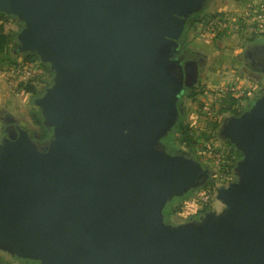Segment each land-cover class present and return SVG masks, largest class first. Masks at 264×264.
Masks as SVG:
<instances>
[{
  "label": "water",
  "instance_id": "1",
  "mask_svg": "<svg viewBox=\"0 0 264 264\" xmlns=\"http://www.w3.org/2000/svg\"><path fill=\"white\" fill-rule=\"evenodd\" d=\"M209 0H0L22 23L19 54L52 73L32 100L41 146L11 117L0 140V251L38 264H264V95L224 119L241 155L216 188L220 212L172 225L163 210L213 171L167 153L204 62L176 58ZM264 74V43L243 55Z\"/></svg>",
  "mask_w": 264,
  "mask_h": 264
},
{
  "label": "rangeland",
  "instance_id": "2",
  "mask_svg": "<svg viewBox=\"0 0 264 264\" xmlns=\"http://www.w3.org/2000/svg\"><path fill=\"white\" fill-rule=\"evenodd\" d=\"M240 7L239 0H209L188 35L189 51L192 55L203 58L205 63L198 72L196 86L194 85L190 93L192 96H184L181 99L186 111L184 122L189 127L193 138L194 154H203L207 151L206 156L209 155V157L205 160L211 168L216 170V174L213 173L212 176L213 188L207 186L198 189L184 201L182 212L175 214L172 218L174 225L185 223L201 213L203 209L221 211L222 206L216 200L215 190L226 186L233 179L235 162L232 163L230 173L225 175L221 173L224 169H228L231 160L230 146L218 137V130L224 119L233 116V112H236L232 107L234 99L239 101L247 97L253 102L255 98L264 95V74L253 70L243 58L244 53L260 43L264 36L254 34L250 26L239 23ZM211 17L228 23L227 28L204 33L203 27ZM0 26L4 33L19 32L16 19H2ZM27 65L34 69L33 76L27 81L18 82L8 74L0 72V115L1 113L10 114L22 127L31 133L38 134L40 127L35 124L33 118L37 110L32 104L33 96L23 91H16V87L19 83H27L35 77L37 80L33 84L39 91L46 84L51 83V79L47 77L44 85L42 75L37 74L38 69L33 65ZM234 86L238 87L236 95L226 92L228 88H234ZM242 91L244 95H240ZM230 106L232 109L229 110ZM1 125L0 120V129ZM182 139V136L178 138L182 143L181 151L185 152ZM0 264L28 263L0 251Z\"/></svg>",
  "mask_w": 264,
  "mask_h": 264
},
{
  "label": "trees",
  "instance_id": "3",
  "mask_svg": "<svg viewBox=\"0 0 264 264\" xmlns=\"http://www.w3.org/2000/svg\"><path fill=\"white\" fill-rule=\"evenodd\" d=\"M201 13L202 12L191 16L186 21V27L187 28L182 33L181 39H182V42H184V47L188 52H189L188 35H189L190 31L193 29V26L197 22V18H199ZM6 18L15 19L13 16H6L5 14L0 13V21L2 19H6ZM213 18L214 17H211L210 20H212ZM18 25H19V30H20L22 28V23L18 22ZM17 33L18 32L4 33L1 29V26H0V72H4V69L8 70L9 68H14V67H17L19 65H25V64L26 65L29 64L30 66L33 65L34 67H36L38 69L37 74L42 75V76L41 75L40 76L44 79V85H45V83L47 82L46 78L47 77H50V79L52 78V73L49 71L48 65L41 64L38 61V57L34 53H25V54H19L18 53L17 42H16ZM260 43H264V38L262 40H260ZM19 56L21 58H19ZM19 59H21V61H19ZM7 70H5V71H7ZM35 80H37V79H35V77H34L27 83H19L18 86L16 87V91H23L26 94H32L33 99L41 96L43 94L44 89L49 87L51 83L46 84L44 88H41V89H39V91H37L36 85L33 84V82ZM45 80H46V82H45ZM188 91H190V92L188 93ZM191 91H192L191 89L186 90L184 92L183 96L181 97V99L184 96H186V97L192 96L190 94ZM239 101L236 99H234V101H233L232 107H234L233 110L236 111V112H233V116L240 115L242 112L246 111L247 108L252 104L251 99H248L247 97H245L244 99L241 98ZM232 107L230 106V107H228V109L230 110V109H232ZM33 118L35 119V124L38 125L40 127L41 131L43 132V134L45 136H47L48 131L42 125V117H41L39 110H36V113L33 114ZM184 120H185V117L180 118L179 122L174 126L171 133L168 134L162 140L167 153L174 155V154H176V152H182L181 151L182 143L178 140V138L180 136H182L183 139L181 141L184 142V144H185L184 151H185L186 155L190 156L193 159H195L196 161L200 162L204 167L212 169L214 174H216L215 173L216 170H214L213 168L210 167V165L207 164V161L203 157V154H200V153L194 154L193 138H192V135L190 134L189 127L187 126V124H185ZM229 146H230V160H231L230 162H231V165L228 167V169H224L222 172L220 170V172L223 175H225V173L226 174L230 173L231 167L234 164V162H236L238 159L241 158L240 153L232 145L229 144ZM207 186H211L213 188L214 182L212 181V179H210L208 184L202 188H205ZM190 195L191 194L188 193L181 198H174L171 202H169L165 205L164 210H163L165 222L174 225L172 222L173 216L177 213L182 212L183 203H184V201L187 200V198ZM206 211H208V209H203L200 212L203 213ZM28 264H36V263L30 261Z\"/></svg>",
  "mask_w": 264,
  "mask_h": 264
},
{
  "label": "built area",
  "instance_id": "4",
  "mask_svg": "<svg viewBox=\"0 0 264 264\" xmlns=\"http://www.w3.org/2000/svg\"><path fill=\"white\" fill-rule=\"evenodd\" d=\"M239 23L241 25L250 26L254 34H261L264 36V0H252L246 10L240 14ZM227 26L228 23L223 20L213 18L203 27V32L210 33L216 30L221 31L226 29ZM3 73L15 78L18 82H23L29 80L33 76L34 69L25 64L10 68ZM226 92L236 95L238 93V87L234 86V88H228ZM240 95H244V92L242 91ZM206 152L203 153L204 158L209 157V155L206 156Z\"/></svg>",
  "mask_w": 264,
  "mask_h": 264
},
{
  "label": "flooded vegetation",
  "instance_id": "5",
  "mask_svg": "<svg viewBox=\"0 0 264 264\" xmlns=\"http://www.w3.org/2000/svg\"><path fill=\"white\" fill-rule=\"evenodd\" d=\"M182 38V37H181ZM180 38V40H179V43H180V48H179V53L177 54V56H176V58L178 59V60H180L181 61V63L183 64V63H185V62H199V60H200V58L201 57H196L195 55H192L191 54V52L189 51H187L186 49H185V47H184V42H182V39ZM186 43V42H185ZM194 62V63H195ZM204 63H205V60H204V62L200 65L199 64V67H198V72H199V70H200V68L204 65ZM253 70H255V69H253ZM196 86V85H195ZM195 86H192V87H190V88H186L185 89V91L186 90H192ZM184 91V92H185ZM179 108H180V110H181V112L179 113V116H178V120H177V122H176V124L179 122V120H180V118H183V117H185V115H186V111H185V109H184V107H183V105H182V103H181V98H180V100H179ZM11 117L12 118H14L13 116H11L10 114H5V113H1V115H0V120H1V122H2V125H1V138H0V140L3 138V137H5L6 136V129L10 126V120H11ZM14 120H15V123H14V125L15 126H20V128H22V129H24V130H27V129H25L24 127H22L20 124H19V121L18 120H16L15 118H14ZM175 124V125H176ZM28 131V133L30 134V136L33 138V136L34 135H38L39 136V139H36V138H33L34 139V141L36 140V142L41 146V148H44L45 146H46V142L49 140V138H50V136H51V131L50 130H48L47 129V131H48V135L47 136H45L44 134H43V132L41 131V129H40V132L38 133V134H35V132L33 133H31L29 130H27ZM35 137V136H34ZM182 152H176V154H174V155H177V154H181ZM213 176V175H212ZM212 176H211V179H212ZM230 182H231V180H230ZM229 183V182H228ZM195 191H193L192 193H190V194H193ZM204 213V212H203ZM202 212L201 213H198V215L197 216H195V217H193V218H191L190 220H196V219H198L202 214H203ZM16 258V257H15ZM19 260H21V261H25V262H27V263H29L30 262V260H22V259H19ZM31 262H34V261H31ZM36 264H38V262H35Z\"/></svg>",
  "mask_w": 264,
  "mask_h": 264
},
{
  "label": "crops",
  "instance_id": "6",
  "mask_svg": "<svg viewBox=\"0 0 264 264\" xmlns=\"http://www.w3.org/2000/svg\"><path fill=\"white\" fill-rule=\"evenodd\" d=\"M236 1H238V0H236ZM251 1L252 0H239V2L241 3V7H240L241 9L239 8L240 10L238 11L239 14H242L246 10V8L249 6Z\"/></svg>",
  "mask_w": 264,
  "mask_h": 264
}]
</instances>
